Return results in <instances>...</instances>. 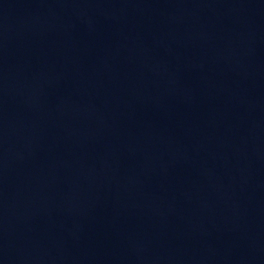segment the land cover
I'll use <instances>...</instances> for the list:
<instances>
[{"label": "water", "instance_id": "1", "mask_svg": "<svg viewBox=\"0 0 264 264\" xmlns=\"http://www.w3.org/2000/svg\"><path fill=\"white\" fill-rule=\"evenodd\" d=\"M0 264H264V0H0Z\"/></svg>", "mask_w": 264, "mask_h": 264}]
</instances>
